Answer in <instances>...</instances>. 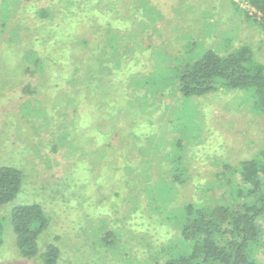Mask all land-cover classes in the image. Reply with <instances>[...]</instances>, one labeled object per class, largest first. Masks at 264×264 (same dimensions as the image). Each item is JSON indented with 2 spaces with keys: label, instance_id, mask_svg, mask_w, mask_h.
Wrapping results in <instances>:
<instances>
[{
  "label": "rangeland",
  "instance_id": "1",
  "mask_svg": "<svg viewBox=\"0 0 264 264\" xmlns=\"http://www.w3.org/2000/svg\"><path fill=\"white\" fill-rule=\"evenodd\" d=\"M49 3L60 7L0 0V167L22 177L15 200L0 206V264H41L49 245L58 249L56 264H163L167 249L181 246L183 207L218 204L222 164L237 166L264 146V112L233 91L180 97L175 70L206 50L225 55L241 46L264 67V30L243 16L241 9L253 10L240 0H108L109 11L94 12L103 20L83 36L96 34L95 42L71 48L72 56L107 58L93 81L90 68L81 77L55 76L67 64L64 41L35 43L47 31L34 12ZM26 48L42 59L43 72L23 68ZM47 57L61 63L49 68ZM173 158L184 168L180 183ZM15 205H37L47 220L34 258L17 250ZM256 249L264 264V239Z\"/></svg>",
  "mask_w": 264,
  "mask_h": 264
},
{
  "label": "trees",
  "instance_id": "2",
  "mask_svg": "<svg viewBox=\"0 0 264 264\" xmlns=\"http://www.w3.org/2000/svg\"><path fill=\"white\" fill-rule=\"evenodd\" d=\"M56 1L60 7L49 3L46 7L37 8L34 12L40 22L45 21L47 31L44 37L36 38L35 43L45 46L50 42L64 41L66 44L67 64L62 62L64 66L55 76H60L62 70L72 77V74L79 75L81 69L93 70L99 65L105 66L108 63L107 58L93 59L90 51H86V55L82 52L77 54L76 51L72 56L71 48L74 43L80 47L95 42L96 34L89 41L84 40L83 36L87 33L85 30L89 28L91 22L103 20L96 17L94 12L96 11L97 14L98 10L102 16L109 11L107 9L109 5L103 6V3L108 0ZM240 1L253 10V13L249 14L248 10L241 9L243 16L253 18L264 30V0ZM231 2L237 4L234 1ZM237 5L239 7V3ZM96 24L94 23L97 31L99 26ZM109 24L110 22L107 21V27ZM105 44L113 53L112 45H109L107 41ZM38 48L41 50V46ZM26 52L27 48L25 56L28 60L24 58L23 68L29 71L27 65L29 64L43 72L40 63L42 59L37 55L27 56ZM45 61L49 68L53 67L54 61H58L57 64L61 63L53 58L51 60L50 57H47ZM95 75L96 69L95 72L93 70L91 77L93 81ZM55 76L54 79H56ZM92 80L89 82L92 83ZM172 83L178 95L183 98L233 91L241 94L240 97L243 98V100L240 99L241 102L251 106L252 111L264 112V67L254 60L247 46H241L225 55L206 50L195 60L185 63L181 68H176ZM93 85L96 84L93 82ZM54 89H58V86ZM81 94L83 101L86 102L90 97V90ZM75 104L81 107L77 105L78 102ZM83 109L86 110L85 107ZM71 112H76V109ZM182 147L181 139L174 143L176 150H181ZM179 160V158H173L171 163L173 181L180 183L184 168ZM220 173L222 180H216L223 187L219 203L210 209L193 204L183 207L180 224L181 246L175 249V253L169 247L167 251L172 254L167 255L163 264H259L255 253L260 241L264 239V229L260 224V220L264 217V146L255 157L242 161L237 166L223 163ZM21 183L22 177L19 170L13 167H0V206L15 200L21 190ZM2 222L0 216V245L3 233ZM10 224L21 256L25 259L34 258L38 253L37 237L47 226V220L41 208L37 205H15L10 212ZM58 255V249L49 245L39 255L41 264H56Z\"/></svg>",
  "mask_w": 264,
  "mask_h": 264
}]
</instances>
